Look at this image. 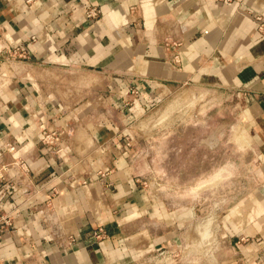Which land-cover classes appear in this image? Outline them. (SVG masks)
Returning a JSON list of instances; mask_svg holds the SVG:
<instances>
[{
	"label": "crops",
	"instance_id": "crops-1",
	"mask_svg": "<svg viewBox=\"0 0 264 264\" xmlns=\"http://www.w3.org/2000/svg\"><path fill=\"white\" fill-rule=\"evenodd\" d=\"M87 6L100 9L97 19L86 16ZM257 16L264 0H0V144L19 142L2 160L18 158L29 169L8 170L15 187L0 211L13 227L0 234V264H172L182 247L199 248L193 221L192 243H184L185 207L136 177L123 126L136 112L131 89L147 110L183 87L232 93L261 159L255 187L231 218L229 243L217 260L211 250L205 259L264 264ZM45 130L62 132L60 152L43 144ZM175 195L190 199L187 210L198 206L197 192Z\"/></svg>",
	"mask_w": 264,
	"mask_h": 264
},
{
	"label": "rangeland",
	"instance_id": "rangeland-1",
	"mask_svg": "<svg viewBox=\"0 0 264 264\" xmlns=\"http://www.w3.org/2000/svg\"><path fill=\"white\" fill-rule=\"evenodd\" d=\"M132 106L130 101L127 108ZM135 111L123 126L131 131L136 177L150 180L152 192L172 195L170 204L184 206L189 226L193 221L199 228L194 243L200 247L172 253V264H212L205 259L208 251L216 260L223 253L234 232L231 218L240 212L241 198L255 187L261 163L246 135L247 119L238 99L224 90L183 87L147 110L137 101ZM191 191L200 199L194 210H187L190 199L175 194ZM191 230L185 232L184 243H192Z\"/></svg>",
	"mask_w": 264,
	"mask_h": 264
},
{
	"label": "built area",
	"instance_id": "built-area-1",
	"mask_svg": "<svg viewBox=\"0 0 264 264\" xmlns=\"http://www.w3.org/2000/svg\"><path fill=\"white\" fill-rule=\"evenodd\" d=\"M225 2L232 3V0H225ZM100 15V9L95 6H87L86 10V16L89 19H97ZM257 28L258 30L264 34V17L263 16H257ZM0 36H1V28H0ZM131 94L135 96V99L137 101H140L143 105V100L141 98L140 91L136 88H133L130 90ZM134 99V100H135ZM158 102V100H156ZM155 101V102H156ZM155 103L153 101H150L147 103L146 108H150ZM41 141L46 146V148L51 152H60L61 148V141H62V132L57 131H43ZM19 146V142H4L0 144V200L3 199L5 196H7L10 191L15 187V184L10 181L8 178V170L12 166H20L24 172H28V165L25 161H22L18 158H14L13 162L6 163L2 160V155L4 152L13 153L16 152ZM13 227V219L10 215H8L5 212L0 211V234L7 232L11 230Z\"/></svg>",
	"mask_w": 264,
	"mask_h": 264
},
{
	"label": "bare ground",
	"instance_id": "bare-ground-1",
	"mask_svg": "<svg viewBox=\"0 0 264 264\" xmlns=\"http://www.w3.org/2000/svg\"><path fill=\"white\" fill-rule=\"evenodd\" d=\"M165 119V118H164ZM164 121V120H163ZM157 124V123H156ZM160 124V123H159ZM144 125V124H143ZM164 125V124H163ZM168 125V124H167ZM157 126V125H156ZM163 127V126H162ZM213 183V182H212Z\"/></svg>",
	"mask_w": 264,
	"mask_h": 264
}]
</instances>
